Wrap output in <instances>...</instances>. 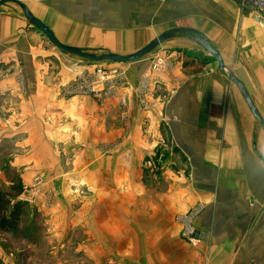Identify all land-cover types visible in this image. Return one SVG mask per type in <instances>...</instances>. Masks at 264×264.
I'll use <instances>...</instances> for the list:
<instances>
[{
    "label": "crops",
    "instance_id": "0c3cea01",
    "mask_svg": "<svg viewBox=\"0 0 264 264\" xmlns=\"http://www.w3.org/2000/svg\"><path fill=\"white\" fill-rule=\"evenodd\" d=\"M21 1L62 43L94 53L127 55L165 31L197 30L264 119L259 0ZM0 62L16 71L0 88L26 101L19 108L28 125L60 134L64 154L88 168L81 176L104 177L99 186L129 212L162 202L164 229L175 225L187 264H264V125L192 35L121 64L122 84L97 97L88 91L97 64L57 50L8 3L0 8ZM198 208L190 241L176 215Z\"/></svg>",
    "mask_w": 264,
    "mask_h": 264
},
{
    "label": "rangeland",
    "instance_id": "374dc122",
    "mask_svg": "<svg viewBox=\"0 0 264 264\" xmlns=\"http://www.w3.org/2000/svg\"><path fill=\"white\" fill-rule=\"evenodd\" d=\"M95 68L99 97L122 84L121 64ZM15 72L0 62V85L5 88L3 80ZM13 92L0 88V191L24 201L28 213L17 232L0 230V264H187L185 255H178L175 225L166 223L164 229L161 201L156 209L152 204L150 211L135 206L129 212L122 197L107 196L99 186L104 177L81 176L88 168L64 154L58 132L28 125L29 115L19 108L26 101ZM193 211L179 213L177 220ZM179 231L182 235L183 228Z\"/></svg>",
    "mask_w": 264,
    "mask_h": 264
},
{
    "label": "water",
    "instance_id": "95a60500",
    "mask_svg": "<svg viewBox=\"0 0 264 264\" xmlns=\"http://www.w3.org/2000/svg\"><path fill=\"white\" fill-rule=\"evenodd\" d=\"M8 3H14L18 5L24 15L28 23L30 25L37 28L40 33L51 43L52 46H54L57 50L68 54V55H74L79 58H82L86 61H89L92 64H101V63H120V64H128L132 62L139 61L149 54H151L154 50H156L163 42L174 38L180 34L184 35H192L196 42H198L207 52L215 59V61L218 63V67L220 70H224L227 72L230 80L236 84L239 91L242 93V95L245 97L247 104L254 113L253 115L264 125V119L260 115L258 109H256V106L246 89L244 83L234 74L232 69L227 67V65L224 63V59L220 52L216 50L211 44L208 38L201 32L189 29V28H174L169 30L168 32L165 31L156 38H154L152 41H150L147 45H145L143 48L139 49L138 51L131 53V54H120L115 52H104V53H94L91 51H88L86 49L71 46L62 43L53 33V31L45 25L44 22L37 19L28 6L22 2L21 0H0V8ZM198 234V232L196 233Z\"/></svg>",
    "mask_w": 264,
    "mask_h": 264
},
{
    "label": "trees",
    "instance_id": "16d2710c",
    "mask_svg": "<svg viewBox=\"0 0 264 264\" xmlns=\"http://www.w3.org/2000/svg\"><path fill=\"white\" fill-rule=\"evenodd\" d=\"M11 189L21 192L18 187L13 186ZM13 197L0 191V230L8 233L17 232L22 218L28 213L24 201H16Z\"/></svg>",
    "mask_w": 264,
    "mask_h": 264
},
{
    "label": "built area",
    "instance_id": "2783aa9c",
    "mask_svg": "<svg viewBox=\"0 0 264 264\" xmlns=\"http://www.w3.org/2000/svg\"><path fill=\"white\" fill-rule=\"evenodd\" d=\"M258 4L260 5V7L264 8V0H259ZM158 63L160 65L163 64L160 62ZM155 69H159V65H156ZM95 86H96V82H94L91 86H89L90 88L88 89V91L94 93L97 97H99L100 92L95 88ZM199 213H200V209L198 208L195 211H193L192 214L188 216H182L181 218H179L180 222L183 225L182 235L185 239H189L190 241H195L196 226L194 224V221L195 218L199 215Z\"/></svg>",
    "mask_w": 264,
    "mask_h": 264
}]
</instances>
